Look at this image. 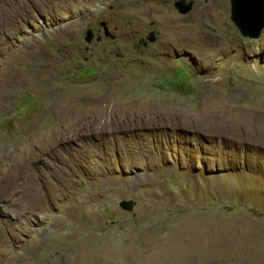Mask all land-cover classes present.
Masks as SVG:
<instances>
[{"label":"rangeland","instance_id":"obj_1","mask_svg":"<svg viewBox=\"0 0 264 264\" xmlns=\"http://www.w3.org/2000/svg\"><path fill=\"white\" fill-rule=\"evenodd\" d=\"M154 1L184 26L203 14L215 43L171 49ZM0 80V159L21 168L0 175V264H66L68 248L71 264H188L176 256L199 245L165 239L198 213L243 225L264 255V144L246 136L264 127V29L244 36L231 0H0ZM146 225L159 241L131 244ZM236 258L191 260L250 264Z\"/></svg>","mask_w":264,"mask_h":264},{"label":"bare ground","instance_id":"obj_2","mask_svg":"<svg viewBox=\"0 0 264 264\" xmlns=\"http://www.w3.org/2000/svg\"><path fill=\"white\" fill-rule=\"evenodd\" d=\"M160 2V1H159ZM154 10L158 13L159 22L162 24L164 27L165 34L168 36L170 42L168 43L169 47L171 49H176V48H194L197 49L199 52H207L210 49V46H212L215 41H212V37L210 36V32L206 30L203 27V22L205 20V16L203 14H198L196 16V20L194 21L193 24L184 26L181 23V19L175 14L173 10H171L168 7H157V1H154ZM153 4V3H151ZM162 4V3H161ZM132 5V4H131ZM139 5V4H138ZM159 5V4H158ZM166 5V4H165ZM153 6V5H152ZM151 7V6H150ZM204 7V6H203ZM149 8V6H148ZM144 9V8H143ZM152 11V10H151ZM201 11V10H200ZM146 12V11H145ZM202 12V11H201ZM3 13L6 15V10L3 11ZM52 13V12H51ZM147 13V12H146ZM123 14V13H121ZM154 14V13H152ZM138 15V14H137ZM143 16V15H142ZM154 16V15H153ZM133 17V16H132ZM156 17V15H155ZM194 19V18H193ZM191 21V20H189ZM190 23V22H189ZM210 24V23H209ZM158 25V24H157ZM208 27V26H207ZM222 29V28H221ZM228 33V32H227ZM64 48V47H63ZM122 49V48H121ZM126 49V48H125ZM128 51V50H127ZM48 53V52H47ZM120 53V52H119ZM127 54V53H126ZM74 55V54H73ZM71 56V55H70ZM68 57V56H67ZM44 60V59H43ZM14 62V61H13ZM18 63V62H17ZM5 64V63H4ZM40 66V65H39ZM7 69V67H5ZM56 68V67H55ZM8 70V69H7ZM14 72V71H13ZM3 75V74H2ZM9 76V75H8ZM30 76V75H29ZM5 77V76H4ZM7 77V76H6ZM9 78V77H7ZM11 78V77H10ZM13 78V77H12ZM29 78V77H28ZM2 79V78H1ZM1 81V80H0ZM46 82V81H45ZM3 86H7L9 82L4 80ZM16 83V82H15ZM12 84V82H11ZM42 85V84H41ZM16 86V85H15ZM2 87V86H1ZM33 89V88H32ZM5 90V89H4ZM8 90V89H7ZM10 90V89H9ZM8 90V91H9ZM40 90V89H39ZM7 91V92H8ZM12 93V90H11ZM6 94V93H5ZM59 94V93H58ZM8 95V94H7ZM51 99V98H49ZM53 100V99H52ZM50 100V101H52ZM48 101V100H47ZM49 101V102H50ZM48 103V102H47ZM55 103V102H54ZM57 103V102H56ZM55 103V104H56ZM67 105V104H66ZM70 105V104H69ZM61 106V105H60ZM65 106H63L64 108ZM68 107V106H67ZM127 107V106H126ZM4 108V107H3ZM62 108V107H61ZM69 108V107H68ZM99 108V107H98ZM139 108V107H138ZM148 108V107H147ZM53 110V109H52ZM57 110V109H56ZM55 110V111H56ZM59 110V109H58ZM147 110V109H146ZM96 112V111H95ZM71 113V112H70ZM87 113V112H86ZM98 113V112H97ZM49 114V113H48ZM53 114V113H52ZM61 114V113H60ZM94 114V112H93ZM153 115V114H152ZM58 116V115H57ZM259 116V115H258ZM264 116V115H263ZM56 117V116H54ZM42 118H45L44 116ZM76 118V117H75ZM41 119V118H40ZM47 119V118H46ZM50 119V118H49ZM56 119V118H55ZM79 119V118H78ZM85 119H87L85 117ZM255 119V118H254ZM42 120V119H41ZM45 120V119H44ZM74 120V119H73ZM62 121V120H61ZM78 121V120H77ZM217 121V120H216ZM227 121V120H226ZM37 121H35L36 123ZM41 122V121H40ZM212 122V121H211ZM258 122V121H257ZM34 123V124H35ZM58 123V122H57ZM76 123V122H75ZM77 124V123H76ZM90 124V123H89ZM71 125V124H70ZM237 125V124H236ZM32 126V125H31ZM241 126V125H240ZM239 126V127H240ZM38 127V125L36 126ZM50 127V126H49ZM47 128V130L49 129ZM70 127V126H69ZM44 128V127H43ZM44 128V129H45ZM76 128V127H75ZM31 130V128H29ZM33 129V128H32ZM35 129V128H34ZM40 129V128H39ZM38 129V131H39ZM43 129V130H44ZM55 129V128H54ZM27 131V129H25ZM46 130V131H47ZM56 130V129H55ZM86 130V129H85ZM243 130V129H242ZM248 134L246 135L248 138H255L257 137L261 143L264 144V127L256 128V127H251L250 129L248 128ZM36 131V130H34ZM21 132V131H20ZM43 132V131H42ZM49 132V131H48ZM53 132V131H52ZM77 132V131H76ZM233 132V131H232ZM29 133V132H27ZM34 133V132H32ZM60 133V132H59ZM36 134V133H35ZM40 135V133H37ZM50 134V132H49ZM56 134V133H55ZM54 134V135H55ZM67 134V133H66ZM96 134V133H95ZM240 135V132L238 131L237 133ZM51 135V134H50ZM25 136V135H24ZM32 136V134H30ZM29 136V138H30ZM42 136V135H41ZM62 136V135H61ZM70 136V135H69ZM27 137V136H26ZM33 137V136H32ZM38 137V136H37ZM44 137V135H43ZM50 138V137H49ZM48 138V139H49ZM27 139V138H26ZM25 139V140H26ZM40 139V137H39ZM22 140V139H20ZM34 140V139H33ZM38 140V139H37ZM41 140V139H40ZM39 141V140H38ZM51 141V140H49ZM52 142V141H51ZM59 142V141H58ZM66 142V140H65ZM248 142V141H247ZM61 143V142H60ZM21 144V143H20ZM33 145V144H32ZM52 145V144H51ZM55 145V144H54ZM6 145L2 146L5 148ZM11 146V145H10ZM48 146V145H47ZM40 147V145L38 146ZM8 149V146L6 147ZM5 148V149H6ZM17 148V147H16ZM45 148V146H44ZM2 149V148H1ZM10 149V148H9ZM14 149V147H13ZM12 149V150H13ZM28 149V148H27ZM38 149V148H37ZM39 150V149H38ZM8 151V150H6ZM5 150L2 151V157L0 159V175L1 177H9L11 180L14 175H16V172L21 170L20 168V162L19 164L16 163L15 161V155H9ZM24 151V150H23ZM32 151V150H31ZM56 151V150H55ZM19 152V151H18ZM22 152V151H21ZM36 152V150H35ZM64 152V151H63ZM15 154V152H14ZM24 154H26L24 152ZM37 154V153H36ZM34 155V154H32ZM31 155V156H32ZM21 157V155H20ZM27 157V156H26ZM17 158V157H16ZM24 158V156H23ZM32 158V157H31ZM23 160V159H21ZM30 161V157L28 159ZM34 160V159H33ZM25 161V158L24 160ZM27 162V161H26ZM14 163L17 166H14ZM22 163V162H21ZM25 162H23L24 164ZM13 166L15 167L14 170L12 169ZM22 166V165H21ZM27 166V165H26ZM12 169V172H9ZM31 169V168H30ZM23 170V169H22ZM27 173V170H25ZM29 173V172H28ZM18 174V173H17ZM37 175V174H36ZM8 179V178H7ZM34 179V178H33ZM3 180V179H2ZM30 180V179H29ZM1 181V180H0ZM31 184V183H30ZM33 184V183H32ZM15 186V185H14ZM30 186V185H29ZM34 191V190H33ZM32 191V192H33ZM28 194V193H27ZM8 195V194H7ZM8 200V199H7ZM10 200V199H9ZM8 200V201H9ZM27 206V205H26ZM8 207V206H7ZM10 207V206H9ZM12 207V206H11ZM23 207V205H22ZM37 210V209H36ZM41 210V209H40ZM12 211V210H11ZM35 211V210H34ZM33 211V212H34ZM96 214V213H95ZM26 215V214H25ZM4 216V215H3ZM197 217L193 218L190 217L189 215H184L181 216L182 220H180L179 223L173 225L171 227V232L169 236L165 239V244L171 243V242H176V241H182V242H188V243H197L199 245V248L195 251H188L186 252L187 254H182V256L177 255V258H181L182 261H187L188 264H193V259L195 258H208L211 256H221L222 254H231V255H236V257H240L243 261L249 260L250 264H264V255L256 250H254L251 247L252 241L255 239L254 234L248 232V229L244 227L243 225L240 226L241 230L240 233H238V228L237 225L234 227L233 222H224L219 220L216 216H210L208 214H202L198 213L196 215ZM78 217V216H77ZM84 219V218H82ZM258 222V221H257ZM263 223V222H262ZM64 224V223H63ZM235 224V223H234ZM257 224V223H256ZM264 224V223H263ZM6 226L3 222V224L0 222V236L2 235V232L6 230ZM31 226V225H30ZM62 226V225H61ZM64 227V226H63ZM62 227V228H63ZM67 228V227H65ZM157 230L156 225H146L143 227V229H140V232H138V236L136 235L137 229H132L128 232V241L133 244V242L139 240V239H145L147 241H153V242H158L157 239H155V232ZM6 232V231H5ZM127 235V233H126ZM263 235V234H262ZM261 235V236H262ZM2 237V236H1ZM53 237V236H52ZM261 238V237H260ZM264 238V235H263ZM37 240V239H36ZM261 240L264 242V240L261 238ZM3 240L1 241L0 245V254L2 256L8 255L7 251V246H5V243H2ZM84 243V242H83ZM161 244H164V240H161ZM261 244V243H260ZM4 245V246H3ZM132 246V245H131ZM220 248V250L216 251V248ZM264 247V246H263ZM47 249V248H46ZM69 249V248H68ZM68 249H65V255L67 257V261L65 260L66 264L70 262V253ZM258 250H260L258 248ZM154 252L155 250H151V248L145 249V251L142 252V256L144 254H148L149 252ZM220 251V252H219ZM152 252V253H153ZM219 252V253H217ZM32 253V252H31ZM69 253V254H68ZM85 253V252H84ZM86 254V253H85ZM79 255V254H78ZM151 255V254H149ZM153 255V254H152ZM62 257V256H61ZM65 257V259H66ZM84 257L85 255L77 256L75 259V262L77 264H83L84 262ZM167 257L174 259L175 256L168 255ZM1 258V257H0ZM47 258V257H46ZM63 258V257H62ZM61 258V259H62ZM95 258V257H94ZM236 258V260H237ZM60 259V258H59ZM73 259V258H72ZM71 259V260H72ZM86 259V258H85ZM148 259V258H147ZM192 259V260H191ZM204 259V260H205ZM222 259V258H221ZM2 260V259H1ZM100 260V259H99ZM175 260V259H174ZM58 261V259H57ZM56 260H52V264H55L54 262H57ZM69 261V262H68ZM95 261V260H94ZM127 261V260H126ZM172 261V260H171ZM177 261V260H176ZM184 261V262H185ZM62 262V261H61ZM86 262V261H85ZM180 262V261H179ZM183 262V263H184ZM209 262V261H208ZM219 262V260H218ZM242 262V261H241ZM3 263V262H1ZM50 263V262H49ZM95 263V262H94ZM169 263H171L169 261ZM168 263V264H169ZM197 263V262H196ZM211 263V262H209ZM47 264V263H46ZM60 264V262H59ZM85 264V263H84ZM145 264V261H144ZM153 264V263H149ZM166 264V263H164ZM187 264V263H186ZM236 264V263H235ZM238 264V263H237Z\"/></svg>","mask_w":264,"mask_h":264},{"label":"water","instance_id":"obj_3","mask_svg":"<svg viewBox=\"0 0 264 264\" xmlns=\"http://www.w3.org/2000/svg\"><path fill=\"white\" fill-rule=\"evenodd\" d=\"M232 4V14L236 25L241 30L244 36L257 39L261 31L264 29V0H231ZM180 11L182 13H187L191 10V5L185 6L184 4H179ZM101 26L104 30V35L106 38L111 40H116L117 37L113 35L109 29V26L106 22H102ZM95 40V34L93 30H88L86 33L85 41L88 44H92ZM101 37L97 38V41L100 42ZM157 38L154 33H151L150 36L142 41V44L148 42L154 43ZM120 207L123 210L132 212L134 208V203L132 201H123L120 204Z\"/></svg>","mask_w":264,"mask_h":264}]
</instances>
